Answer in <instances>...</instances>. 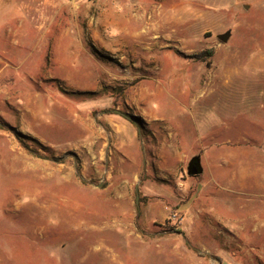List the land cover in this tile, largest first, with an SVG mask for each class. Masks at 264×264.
<instances>
[{
  "label": "rangeland",
  "instance_id": "374dc122",
  "mask_svg": "<svg viewBox=\"0 0 264 264\" xmlns=\"http://www.w3.org/2000/svg\"><path fill=\"white\" fill-rule=\"evenodd\" d=\"M18 17L0 264H264V0H0Z\"/></svg>",
  "mask_w": 264,
  "mask_h": 264
},
{
  "label": "crops",
  "instance_id": "0c3cea01",
  "mask_svg": "<svg viewBox=\"0 0 264 264\" xmlns=\"http://www.w3.org/2000/svg\"><path fill=\"white\" fill-rule=\"evenodd\" d=\"M28 18L23 17V18H15L14 22H7L4 24V28L0 29V39H9V34H14V32L20 27L19 29V36L18 38L13 39H20V40H25L27 38V25H28ZM5 27L7 30H5Z\"/></svg>",
  "mask_w": 264,
  "mask_h": 264
},
{
  "label": "water",
  "instance_id": "95a60500",
  "mask_svg": "<svg viewBox=\"0 0 264 264\" xmlns=\"http://www.w3.org/2000/svg\"><path fill=\"white\" fill-rule=\"evenodd\" d=\"M229 32H226L224 34L218 35V38L221 41H226L228 39ZM202 172V167L200 165V160L198 156H194L190 159L189 164H188V174L190 175H197Z\"/></svg>",
  "mask_w": 264,
  "mask_h": 264
},
{
  "label": "bare ground",
  "instance_id": "6f19581e",
  "mask_svg": "<svg viewBox=\"0 0 264 264\" xmlns=\"http://www.w3.org/2000/svg\"><path fill=\"white\" fill-rule=\"evenodd\" d=\"M17 11L19 12L20 10H17ZM17 11H16V12H17ZM19 13H20V12H19ZM149 26H150V25H149ZM150 29H151L150 27L145 28V32L142 31V32L137 33V34H136V37H137V38H142V37H144L145 34L148 33ZM155 29H156V30L161 29V26H159V25H158V26L155 25ZM158 31H159V30H158ZM144 33H145V34H144ZM134 35H135V34H134Z\"/></svg>",
  "mask_w": 264,
  "mask_h": 264
},
{
  "label": "trees",
  "instance_id": "16d2710c",
  "mask_svg": "<svg viewBox=\"0 0 264 264\" xmlns=\"http://www.w3.org/2000/svg\"><path fill=\"white\" fill-rule=\"evenodd\" d=\"M18 135L20 136V133H18ZM201 254V252H199Z\"/></svg>",
  "mask_w": 264,
  "mask_h": 264
}]
</instances>
